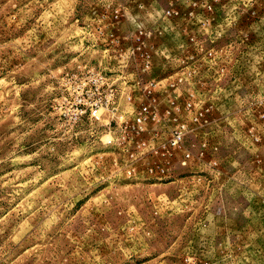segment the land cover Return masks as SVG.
<instances>
[{
  "label": "rangeland",
  "instance_id": "rangeland-1",
  "mask_svg": "<svg viewBox=\"0 0 264 264\" xmlns=\"http://www.w3.org/2000/svg\"><path fill=\"white\" fill-rule=\"evenodd\" d=\"M0 264H264V0H0Z\"/></svg>",
  "mask_w": 264,
  "mask_h": 264
},
{
  "label": "built area",
  "instance_id": "built-area-1",
  "mask_svg": "<svg viewBox=\"0 0 264 264\" xmlns=\"http://www.w3.org/2000/svg\"><path fill=\"white\" fill-rule=\"evenodd\" d=\"M91 77H93V75H91ZM89 82L91 83V85L87 86ZM93 87L94 90L98 92L99 96H102L100 99L94 100L89 103L90 115L97 119L100 108L103 106L106 107L114 94L112 90V85L104 84V79L98 75L94 76V78H92L88 82H84L83 84L78 86L74 91L77 96H80L84 91H91ZM148 111V107L145 105L139 108L137 117L133 123V128L135 129L136 134L143 132V123L146 118H148ZM172 136L173 141L171 143L172 145H175L180 140V135L178 134V132H175Z\"/></svg>",
  "mask_w": 264,
  "mask_h": 264
}]
</instances>
